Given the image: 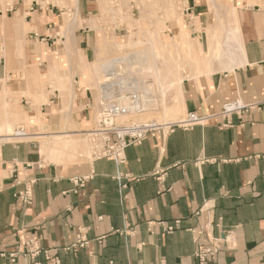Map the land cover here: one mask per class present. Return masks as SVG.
I'll list each match as a JSON object with an SVG mask.
<instances>
[{
	"label": "crops",
	"instance_id": "obj_1",
	"mask_svg": "<svg viewBox=\"0 0 264 264\" xmlns=\"http://www.w3.org/2000/svg\"><path fill=\"white\" fill-rule=\"evenodd\" d=\"M184 1L185 30L214 29L213 0ZM225 1L236 9L243 55L233 68L214 58L184 75L178 85L180 110L217 113L237 98L260 108L232 115L227 127L215 118L149 136L126 147L123 164L108 158L64 164L45 162L36 137L72 133L93 121L94 98L83 67L97 61L102 35L89 23L100 16V6L97 0H0V92L31 97L29 126L21 127L34 137L0 141V250L34 238L59 258L53 263L39 256L40 264H198L196 250L220 237L225 242L208 264H264V10L246 0ZM68 13L75 16L70 40L63 38ZM113 33L117 36L116 28ZM56 66L83 74L73 78L77 93L64 120L63 95L51 87L54 79L48 81ZM32 69L43 78L33 88L30 76L26 89L19 76L28 77ZM3 115L11 120L8 111ZM12 161L17 162L13 174L7 169ZM117 171L136 177L122 192ZM88 175L82 187L76 186V178ZM24 178L36 179L29 207L13 196ZM175 220L179 226L170 233L158 225L147 229L149 221ZM78 228L87 245L64 250ZM0 264L11 263L0 258ZM17 264L32 263L19 257Z\"/></svg>",
	"mask_w": 264,
	"mask_h": 264
},
{
	"label": "rangeland",
	"instance_id": "obj_2",
	"mask_svg": "<svg viewBox=\"0 0 264 264\" xmlns=\"http://www.w3.org/2000/svg\"><path fill=\"white\" fill-rule=\"evenodd\" d=\"M241 1L242 0H237L238 3H241ZM97 2L100 6V16L94 21H91L89 26L95 28L96 32L102 35L99 36L100 45L98 46V57L96 62L86 63L83 67L84 77L88 81H86L85 84L92 89L90 94L92 93L94 98V108H96L100 100L99 98L102 95L100 84L106 85L109 83V85L107 84L110 88L108 91L114 93L115 91L117 92L119 88L116 80L119 82L121 78H123L122 81L125 82L122 83L126 88L125 90H128L131 85L132 87L137 86L140 90H142L141 87H143V92L146 88L148 92L151 90V92H154L153 94L156 95V97L154 95V101L151 102L152 107L150 103L145 114L124 116L121 120L153 119L158 122H172L183 118L184 113L180 110L179 97L177 94L179 89L177 86L181 82L183 76L191 75L194 69L199 65H208L211 59L215 58V60L221 61L220 51L226 46L220 44V42L226 34V31L235 30L240 32V29H238L239 26H237L236 11H230V13H228L229 9L225 8L223 10V15L222 11L218 13V11L215 10V4H220V2L225 4V0L212 1L216 13L217 25L214 29L213 27L209 29L212 35L211 37L210 32L202 27H197L195 30L186 28L185 30L184 26L188 20L183 11L184 0H97ZM246 2L247 6H253L255 4L256 8L264 10V0H246ZM226 5L231 6L233 4L227 3ZM72 16V13L67 14L68 18ZM220 16L221 18H219ZM219 19L221 20L219 21ZM115 28L118 31L117 36L113 33ZM178 31H180V33ZM191 33H193L194 36L191 35ZM179 34V43L182 44V47L177 42ZM201 34L202 36H200ZM208 38L211 39L209 40ZM212 38L219 43H215ZM230 41V47L235 49L237 47L236 42H234L232 38H230ZM114 58L121 59L119 60L120 63L117 62L112 68L115 70L117 77L106 75L107 71L109 72L107 67L108 62ZM154 58L157 60L156 66H158L159 74H165L160 81L161 87L158 86L152 75H148L149 73L144 74L146 71L145 67H147L148 63H152ZM224 64L227 63H223V67L225 68L227 65L225 66ZM156 66H154V68ZM140 69H142V71ZM32 70L31 73L28 72V77L26 74L19 76V78L23 80L26 89L30 86L27 81L30 76L35 78L31 82L33 88L39 87L40 81L38 80L43 78V74H40L36 70L34 71V69ZM48 74H50L48 75V81L54 79L56 83V85L51 83V87L55 86L63 95L60 96H62L66 107L63 111L64 120L69 115V99L74 96L75 92L77 93V87L76 84L74 85L73 78L78 75L82 78L83 74H78V72L69 74L67 71L61 70L57 66L52 72H48ZM124 77H126L125 80ZM170 78H172V80L174 79V83L177 84L173 85V91L169 90L166 92L165 98L162 100L159 89H162L163 81H168ZM164 86L165 89L168 86V82H166ZM51 91L52 90H49L48 94ZM175 91H177L176 94H174ZM125 92L126 91L123 90V93ZM28 102H31V97L27 93H19L16 96L9 91L6 94L2 91L0 92V113L6 110L11 116L10 127L1 134L14 133V131L21 126L27 129L29 126V117H27L26 112ZM32 102L36 101L33 100ZM19 110L22 117L18 120ZM93 126L94 115L93 121L87 128ZM81 130L74 131L75 134L65 137L66 139L63 138V142H57L50 150H48V147L44 148V143L48 140V137H36L38 138L37 140H40L38 145L44 161L65 164L81 160H91L93 157L91 155L88 137L86 133ZM33 138L34 137L21 140ZM58 139L59 137L55 140L57 141ZM64 139L66 142L71 139L77 140L79 147L76 149L64 144ZM16 140L20 139L12 138L1 142H12ZM61 140L59 139V141Z\"/></svg>",
	"mask_w": 264,
	"mask_h": 264
},
{
	"label": "built area",
	"instance_id": "obj_3",
	"mask_svg": "<svg viewBox=\"0 0 264 264\" xmlns=\"http://www.w3.org/2000/svg\"><path fill=\"white\" fill-rule=\"evenodd\" d=\"M119 81L117 84L120 89L118 88V91L115 93L108 91V85H101L103 86V89H101L102 95L99 98L100 100L96 108H94L93 104L94 126L86 128L83 131L88 137L92 157L108 158L116 164L125 163L124 151L126 147L132 144H138L149 136H155L166 130H172L175 127L188 129L196 125H204L215 118H219L220 126L227 127L231 125L232 115H239L254 108H260L257 103H244L237 98L225 102L217 113L197 114L190 111L183 118L172 122H158L153 119L126 121L121 120V118L130 115L145 114L147 109L143 108V100L139 94L138 87H132L130 85V89L125 90V86L122 85L124 81ZM123 89L126 91L125 93H123ZM111 93L113 94L110 95ZM30 135L23 127H18L14 131L13 136L20 140L12 142L17 143L21 139L28 138ZM1 166L2 162L0 161V168ZM16 166L17 162L12 161L7 168L8 172L15 173ZM89 177L88 175L76 178L74 183L76 186L82 187ZM114 178L118 182V190L120 192L126 187L127 180L136 179V177L118 171L114 175ZM35 182L36 179L34 178H24L21 181H17L19 188L13 191V196L19 200L22 206L29 207L32 204L33 186ZM153 225H158L161 231L170 233L178 228L179 220L167 224L163 221H149L147 222L149 232L153 231ZM82 230V228H78L74 241L64 247V250L75 251L87 245L88 240L85 238ZM224 242L225 238L218 237L214 238L213 242L208 246L198 248L194 253L198 264L212 262L219 250V246ZM39 256H42L46 261L53 263L59 262V258L52 254L50 249L40 246L39 242L34 238L21 240L13 250H0V258L7 259L11 264H17L19 257L28 258L32 264H40L37 260Z\"/></svg>",
	"mask_w": 264,
	"mask_h": 264
},
{
	"label": "bare ground",
	"instance_id": "obj_4",
	"mask_svg": "<svg viewBox=\"0 0 264 264\" xmlns=\"http://www.w3.org/2000/svg\"><path fill=\"white\" fill-rule=\"evenodd\" d=\"M76 8V7H75ZM225 8H227V9H229V12L228 13H230V11H233V12H235V8L233 7V6H228V5H226V4H224L223 2H220V4H215V10L216 11H218V13H220L221 11L223 12V10L225 9ZM217 13V14H218ZM226 13V12H225ZM75 14H76V12H75ZM219 15V14H218ZM223 15H224V12H223ZM66 17H64V21H65V25H66V27H65V29H66V31L64 32V36H63V38L64 39H67L68 40V36H69V34H68V32H70V30H71V28H73V23L75 24V16H74V18H68L67 17V15H65ZM231 17V16H230ZM219 18H221V16L219 17ZM225 18V17H224ZM236 18V17H235ZM229 19V18H228ZM221 19H219V21H220ZM224 21H225V19H224ZM232 23V22H231ZM238 24V23H237ZM234 25H236V24H234ZM238 26V25H237ZM234 27V26H233ZM232 27V28H233ZM210 29V28H209ZM208 29V31L210 32V30ZM239 29V28H238ZM67 34H68V36H67ZM212 35H211V32H210V37H211ZM230 38H232L233 40H234V42H236V44H237V47L234 49V48H231L230 47ZM209 39V38H208ZM211 39V38H210ZM209 39V40H210ZM216 39H217V37H216ZM60 40H62V39H60ZM212 40H213V38H212ZM213 41H215V40H213ZM217 41H215V43H216ZM185 43V42H184ZM217 43H219V42H217ZM220 44H224L226 47L223 49V50H221L220 51V57H221V63L225 60V62H228V67L229 68H233L237 63H238V60H239V58L243 55V47H242V38H241V36H240V32L239 31H231V30H227L226 31V34L224 35V37L222 38V40H221V42H220ZM176 46V45H175ZM228 46V47H227ZM221 49V48H220ZM235 52H236V54H235ZM241 59V58H240ZM119 60H121V59H118V58H114V59H112V60H110L109 62H108V65H107V67H108V69H109V72L107 71V74L106 75H108V76H111V77H114V76H116L117 77V74H115V70H113L112 68H113V66L118 62V63H120L119 62ZM157 62V60L154 58L153 60H152V63H148L147 64V67H145V69H146V71L144 70V68H143V70L145 71V73L144 74H146V73H149L148 75H152V77L153 78H155V82H157V84H158V86L159 87H161L160 86V81H161V79H162V77H163V75H165V74H159V71H158V66H156V63ZM237 62V63H236ZM225 66H226V64H224ZM154 66H156L155 68H154ZM226 68V67H225ZM104 69V68H103ZM141 71H142V69H140ZM143 71V72H144ZM117 72V71H116ZM141 74H143V73H141ZM147 75V76H148ZM128 77V76H127ZM117 79V78H116ZM126 79V77H124V80ZM128 79V78H127ZM133 79V78H132ZM104 80V79H103ZM106 80H107V78H106ZM121 81L123 80V78H121L120 79ZM140 80V79H139ZM113 81V80H112ZM115 81V80H114ZM117 81V83H118V80H116ZM116 81H115V83H116ZM136 81V80H135ZM120 82V81H119ZM166 82H168V86L164 89V84L166 83ZM125 83V82H124ZM106 84V83H105ZM108 85H109V83H107ZM106 84V85H107ZM163 87H162V89L160 88L159 89V92L161 93L160 95H161V98H162V100L165 98V95H166V92L167 91H169V90H174V86L173 85H175V84H177V83H174V79L172 80V78H170V80L168 79V81H163ZM103 85V84H102ZM114 85V84H113ZM178 87V86H177ZM142 88V90H143V87H141ZM100 89H103V86H101V84H100ZM150 89V88H149ZM108 90H110V88L108 89ZM124 90V89H123ZM122 90V91H123ZM142 90H140V89H138V91L140 92L139 94H140V96H141V98H142V100H143V108L144 109H148V105L151 103V102H153L154 101V95L155 94H153L152 92H151V90L148 92L147 90H146V88H145V90H144V92L142 91ZM175 90H177V89H175ZM116 92V91H115ZM114 92V93H115ZM177 93V91H175L174 92V94H176ZM102 94V93H101ZM178 94V93H177ZM150 99H149V98ZM155 97H156V95H155ZM180 99H181V97H180ZM151 100V101H150ZM151 105H152V103H151ZM8 115V114H7ZM10 118V117H9ZM10 122H11V120H9L7 117H5V115H3V117L1 116V118H0V135H1V133L4 131V130H8V127H10ZM167 122V121H166ZM170 122V121H169ZM84 130H86V128H84L83 130H81L82 132L84 131ZM13 134L14 133H6V136H5V138L3 139V136H2V138L0 137V141L2 140H8V139H12V138H14V136H13ZM75 134V132H73V133H61V134H57V132L56 133H54V134H51V133H49L48 134V140L44 143V148L45 147H48V150H50V149H52L54 146H55V144H57V142L58 143H60V142H63V138H65V137H67V136H70V135H74ZM55 137H59V139L61 140V141H59V139L56 141L55 139H57V138H55ZM52 138V139H51ZM55 138V139H54ZM66 139V138H65ZM65 139H64V144H67V145H69V146H71V147H73V148H78L79 146V144H78V141L77 140H70V141H68V142H66L65 141Z\"/></svg>",
	"mask_w": 264,
	"mask_h": 264
}]
</instances>
